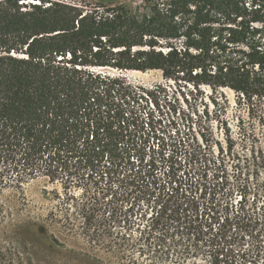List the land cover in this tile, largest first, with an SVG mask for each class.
Returning a JSON list of instances; mask_svg holds the SVG:
<instances>
[{"label": "trees", "instance_id": "1", "mask_svg": "<svg viewBox=\"0 0 264 264\" xmlns=\"http://www.w3.org/2000/svg\"><path fill=\"white\" fill-rule=\"evenodd\" d=\"M112 70L229 89L264 120V0H0V188L21 190L38 177L59 183L64 221L79 217L81 233L117 264H264V194L234 203L210 191L227 180L226 160L239 159L229 128L222 141L175 129L156 145L163 155L169 141L170 158L183 154L203 171L188 177L212 194L201 208L191 193H150L155 159L141 164L139 132L162 119L154 113L166 93ZM257 157L264 164V152ZM166 173L172 184L174 162ZM142 199L154 211L130 254ZM24 230L49 233L35 222Z\"/></svg>", "mask_w": 264, "mask_h": 264}, {"label": "rangeland", "instance_id": "2", "mask_svg": "<svg viewBox=\"0 0 264 264\" xmlns=\"http://www.w3.org/2000/svg\"><path fill=\"white\" fill-rule=\"evenodd\" d=\"M67 1L79 5L83 2H104L135 6L142 0ZM111 72L124 76L134 85L146 88L160 85L166 93L164 100L160 101L159 113L154 109V121L162 119L152 126H140L139 132L140 149L144 152L141 153L144 155L141 164H150L151 157L155 159L151 169L154 177H150L149 181L154 183L155 179L156 184L152 185L150 193L159 190L166 192L167 189L174 188L180 193H191L200 197L198 202L201 208L205 200L203 196L208 198L212 194H204L206 189L203 186L191 185L188 177L196 178V175L203 174V171L194 169L183 154H178L174 159L170 158L168 154H171L172 146L169 141L163 155L157 152L156 145L161 146L163 137H169V133L174 135L175 129H179L184 135L188 127L191 128L188 133L196 135L198 140L201 137L222 141L225 137L224 129L228 127L235 139L234 153L239 155V159L226 160L227 180L219 182V186L210 191H215L216 201L231 198L234 203L245 192L249 201L254 194H264V164L257 157L259 150L264 152V120L259 118V113L251 114L246 106L238 104L231 90L212 91L206 86L194 88L180 80L164 79L159 70ZM150 106L153 107L151 104ZM160 113L163 114L159 116ZM142 114L145 116L144 112ZM172 162L176 175L171 184L166 168ZM207 179L217 185V181L211 179L210 174ZM56 193L59 197L63 195L61 185L41 177L32 179L23 185L21 190L0 188V264H117L118 259L113 252L101 243L92 242L87 235L81 233L82 223L79 217L72 218L68 223L64 221L66 205H63ZM133 206L134 226L128 230L129 237L125 247L129 249L130 254L134 252L129 243L139 238L140 229H144L147 218L154 211L152 208L155 203L153 200L148 202L142 199L136 200ZM142 212L145 213L144 219L140 217ZM32 222L43 225L49 233L37 235L24 230V227ZM199 263L204 264V261Z\"/></svg>", "mask_w": 264, "mask_h": 264}]
</instances>
